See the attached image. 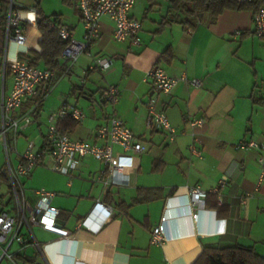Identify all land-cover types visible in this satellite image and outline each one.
Masks as SVG:
<instances>
[{"label": "crops", "instance_id": "1", "mask_svg": "<svg viewBox=\"0 0 264 264\" xmlns=\"http://www.w3.org/2000/svg\"><path fill=\"white\" fill-rule=\"evenodd\" d=\"M36 3L25 5L29 10L22 11V18L28 49L40 52L42 34ZM76 3L74 17L62 15L61 23L72 30L75 39L83 41L85 26ZM134 8L131 16L143 25L142 44L117 42L113 22L103 18L100 36L90 54H81L69 72V62L61 57L63 67L46 83L48 92L39 115L21 131L18 152L11 162L14 167L20 163L29 141L38 148L45 145L50 116L65 106L78 107L86 114L83 123L67 127L73 138L98 142L97 129L115 112L147 149L132 154L130 183L124 186L107 185L102 174L106 164L92 157L82 158L78 169L62 174L51 169L54 161L46 156L44 164L23 179L28 209L31 214L39 199L36 189L55 192L52 204L60 209L58 224L72 231V236L63 240L56 232L35 226L40 232L38 235L33 229L38 241L51 243L45 248L46 259L33 245L23 250L14 245L15 260L41 264H193L206 245L222 244L252 246L264 257V183L258 185V159L264 156V148H236L238 143L252 139L264 146V39L255 34L254 13L227 10L216 20L207 14L196 28H191L176 21L164 24L167 9L158 16L151 14L152 7L139 14ZM27 47L11 42L10 61L26 53ZM167 50L173 53L170 59L164 56ZM96 56L109 58L111 67L105 71L94 68ZM39 66L47 68L42 62ZM155 67L173 77L187 74L202 82L195 87L181 81L171 93L157 94L158 107L178 131L173 142L166 131H152L146 123L147 102L154 92L146 76ZM8 81L9 91L12 78ZM109 86L120 91L116 106L102 99ZM52 96L53 102L48 103ZM36 98L15 113L30 110ZM189 116L205 118L204 127L194 131L186 121ZM66 119L58 122L61 130L66 127ZM193 132L199 138L201 156L190 149ZM115 151L122 149L116 146ZM195 187L207 191L206 207L216 211L205 212L200 221L192 218L179 197ZM140 190L145 200L133 204L128 212L118 208L120 203L131 204ZM98 199L115 207L108 219L96 207ZM163 216L167 217V241L153 244L152 229ZM215 216L225 220L221 223L225 233L215 231ZM0 264L14 263L4 259Z\"/></svg>", "mask_w": 264, "mask_h": 264}, {"label": "built area", "instance_id": "2", "mask_svg": "<svg viewBox=\"0 0 264 264\" xmlns=\"http://www.w3.org/2000/svg\"><path fill=\"white\" fill-rule=\"evenodd\" d=\"M138 0H77V8L82 16L85 35L84 40L79 41L74 38L72 30L64 25L52 21L61 37L69 41L61 57L69 62L66 72H69L72 65L83 53H91V47L96 43L101 32V20L108 18L114 24V39L117 42L129 40L132 45L142 44V22L131 16V10ZM242 2H253L256 0H239ZM7 5V28L6 45L4 56H0V142H3L8 167L6 170L9 177L12 198L15 199V207H8L7 202L2 204L0 197V261L9 259L14 264H41L37 261L18 263L15 260L12 247L18 245L20 250L28 245H33L38 253L45 257L44 245L36 238L33 228L39 226L46 231L56 232L61 239H68L72 236V231L62 228L58 224L60 209L52 204L55 192L44 188L36 189L39 199L33 206L30 216L27 214L28 202L24 193L23 179L30 176L33 170L44 164L45 157H52L54 163L51 169L62 174H70L78 169L80 160L84 157H92L106 164L107 169L102 174L106 176L107 185L124 186L130 183L132 154H142L146 151V146L137 140L133 130L127 126L125 121L115 112L109 117L107 124L100 126L96 131L98 142L73 138L71 134L63 132L58 124L59 121L72 117L79 124L86 119L83 110L75 106H65L50 116L45 145L38 148L33 141H29L24 151L20 155V163L14 167L10 154L18 152L17 141L21 131L31 125L39 115V107L47 95L48 83L55 74L54 70L33 66L28 61L16 59L10 61L8 57L9 44L16 42L22 47H27V34L23 26L22 9L18 8L15 0H0V23L6 13ZM38 14L39 11L37 10ZM253 22L255 34L264 39V5L254 13ZM240 33V32H238ZM29 49L27 47L26 53ZM112 61L103 56H96L94 68L101 71L109 69ZM9 70V72H8ZM12 78L11 89L7 90V81ZM146 80L153 86V94L147 102L148 116L147 127L152 131H166L170 141H175L178 136L177 129L171 124L166 112L158 107L157 94L171 93L174 87L181 81L189 83L195 87L202 85L201 80L191 78L187 74L179 77L169 75L165 69L157 67L147 73ZM41 95V100L28 111L22 114L15 112L32 98ZM102 99L105 103L116 106L120 101V91L116 86H109L104 89ZM186 121L195 131L203 128L206 119L203 117L189 116ZM194 133V142L190 145L191 151L201 156V151L197 147L198 136ZM121 147V152H116L115 147ZM241 150H261L264 146L256 139L242 141L236 145ZM260 175L258 185L264 183V156L259 157ZM102 176L98 177L100 180ZM225 182L223 181L222 184ZM250 195V194H248ZM207 191L200 187L190 188L179 197L182 198L185 206L191 212L193 219L200 221L205 212L216 213L206 207ZM96 207L106 215L108 219L115 213V207L107 203L104 199L96 201ZM211 215L209 216V218ZM215 231L218 234L225 233L222 222L215 216ZM167 217L163 216L162 222L152 229L151 241L153 244H164L167 241L166 234Z\"/></svg>", "mask_w": 264, "mask_h": 264}, {"label": "trees", "instance_id": "3", "mask_svg": "<svg viewBox=\"0 0 264 264\" xmlns=\"http://www.w3.org/2000/svg\"><path fill=\"white\" fill-rule=\"evenodd\" d=\"M69 5H74L75 0H65ZM153 1V0H151ZM167 2V15L164 17L163 23L181 22L185 26L196 28L199 21L204 15H210L216 20L223 12L227 10L252 11L256 13L264 0H256L253 2H242L239 0H165ZM36 7L39 11L41 22L38 23L39 31L42 34L40 41L41 51L31 49L28 53H21L20 59L28 61L33 66H39L42 62L48 69L59 70L63 66L60 64L61 55L68 45L69 41L64 40L57 29L52 27V21L61 24V14L55 16H46L41 8L40 1H37ZM23 11L29 9L23 8ZM6 13L0 23V56H4L6 45V28H7V5ZM63 24V23H62ZM27 28L29 25L25 24ZM163 26V25H162ZM166 59L173 56L171 50L164 53ZM9 72V70H8ZM36 102L41 100V95L36 98ZM41 106V105H40ZM66 127L62 128L63 132H67L68 128H73L79 124L75 119L69 117L66 119ZM4 174V173H3ZM5 176V174H4ZM140 190L138 196L131 204L120 203L118 208L121 211L128 212L129 208L137 203L145 200ZM20 256H16V259ZM24 258V257H23ZM24 262H32L30 259H23ZM193 264H264V257L261 256L254 247L244 246L241 244L234 245H206L201 255Z\"/></svg>", "mask_w": 264, "mask_h": 264}, {"label": "rangeland", "instance_id": "4", "mask_svg": "<svg viewBox=\"0 0 264 264\" xmlns=\"http://www.w3.org/2000/svg\"><path fill=\"white\" fill-rule=\"evenodd\" d=\"M37 1H40L41 6L43 7V10L45 14L49 16H55V14H61L65 17L71 16L74 17V6L69 5L65 0H15V3L18 5V8H23L26 4H32L36 3ZM167 2L165 0H138V2L135 5L134 12H137L139 14L141 11H144L145 9L150 10L151 7L153 11L151 12L152 15H158L163 16V14L166 11ZM1 80V77H0ZM9 85V81H8ZM53 98H50L47 102L52 103L54 100ZM48 123H45V126H47ZM45 128H43L44 130ZM20 146H22V142H20ZM10 158L13 160L15 159V152H11ZM8 167V159L7 154L3 145V142H0V197L2 198V204L8 203V207L14 208L15 207V199L12 198V192L9 182V177L6 174L4 176L3 171L4 169H7ZM28 186L31 185V182L27 183ZM28 216H30V209L27 210ZM35 233L40 235V232L33 228Z\"/></svg>", "mask_w": 264, "mask_h": 264}, {"label": "water", "instance_id": "5", "mask_svg": "<svg viewBox=\"0 0 264 264\" xmlns=\"http://www.w3.org/2000/svg\"><path fill=\"white\" fill-rule=\"evenodd\" d=\"M41 22V18L39 17V19H38V23H40ZM22 24H24V23H22ZM157 67H155V69H156ZM4 173L6 174V170H4Z\"/></svg>", "mask_w": 264, "mask_h": 264}]
</instances>
